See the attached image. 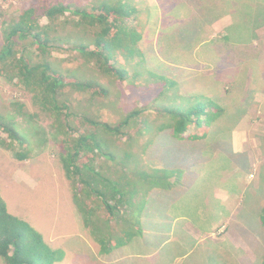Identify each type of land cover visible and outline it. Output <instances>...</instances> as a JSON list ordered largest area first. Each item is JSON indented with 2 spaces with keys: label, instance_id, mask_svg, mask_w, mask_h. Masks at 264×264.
I'll list each match as a JSON object with an SVG mask.
<instances>
[{
  "label": "rangeland",
  "instance_id": "rangeland-1",
  "mask_svg": "<svg viewBox=\"0 0 264 264\" xmlns=\"http://www.w3.org/2000/svg\"><path fill=\"white\" fill-rule=\"evenodd\" d=\"M59 1L72 4L73 9L92 11L91 8L97 9L106 0ZM109 1L116 3L118 0ZM122 1L137 4L141 10L137 17L146 23L136 25L135 15L127 19L129 27L136 25L141 29L142 60L136 57L129 63L121 54L117 56V62L128 67L131 75L123 85L111 76L92 72L89 67L82 72V61L69 49L71 45L62 44L61 49L53 51V57L63 62L62 70L72 72L74 76L97 78L98 81V76L104 77L99 83L108 89L109 96L101 98L97 95L91 99L88 93L75 92V112L114 124L130 112L149 108L138 123L130 122L125 135L113 138V149L120 159L126 153L143 155L147 144L151 143L142 156L143 162L168 169H184L186 181L184 176L177 175L172 180L179 178L181 184L173 189L148 190L150 182L144 180L145 191L140 197L144 201L140 216L144 235L109 255H101L72 201V190L68 188L58 161L57 148L48 142V138L52 142L55 136V131L50 128L52 120L44 114L32 119L13 112L16 102L25 104L28 112L37 110L17 81L10 82L0 76V111L13 114L11 116L16 117L20 125L30 128L36 140H32L34 151L26 161H18L13 153L0 148V189L9 212L28 221L54 250L62 251L63 260L54 264H259L264 246L260 242L263 233L258 211L263 199L255 197V189L264 185V112L255 107L257 96L250 100L241 122L240 119L237 123L232 122L223 116L215 123L209 139L200 143L179 142L169 135V131L136 135L138 130L142 131L145 118L163 119L157 114V107L163 105L191 107L195 101L208 98L226 107V97L221 104L211 94L215 81L207 79L212 73L203 58L211 54L206 48L211 44L226 43L222 49H227L229 39L223 37L225 29L228 26L237 29L240 19L249 30L246 36L254 32L258 39L264 28V16L261 15L264 0ZM26 3L27 0H0V28L4 22L19 16ZM45 22L42 19L41 23ZM261 34L263 56L264 32ZM236 37L230 34V39ZM3 40L1 36L0 44ZM230 53L222 51L221 66L233 63L227 59ZM158 77L176 80L177 88H161L163 85ZM217 90L221 92L219 86ZM162 91V98L155 100ZM191 94L194 96L190 97ZM150 127L154 130L155 124L150 123ZM195 149L198 151L192 154ZM210 156L213 158L209 159ZM99 162L104 172L106 166H110L107 170L111 178L127 171L122 164L114 167L111 160L104 157ZM200 209H205L207 214H202ZM201 219L206 229L218 227V230H211L209 234L192 223ZM184 229L189 235L196 236L195 241L184 240L183 243L180 240ZM219 230L223 232L219 234ZM0 264H4L1 257Z\"/></svg>",
  "mask_w": 264,
  "mask_h": 264
},
{
  "label": "trees",
  "instance_id": "trees-1",
  "mask_svg": "<svg viewBox=\"0 0 264 264\" xmlns=\"http://www.w3.org/2000/svg\"><path fill=\"white\" fill-rule=\"evenodd\" d=\"M131 2L118 0L111 3L106 0L97 9L95 7L89 11L73 9L72 4L59 0H27L19 16L4 22L0 28V38H4L0 44V76L10 82L17 81L37 110L28 112L25 104L16 102L12 111L20 117L33 119L44 114L52 120L50 128L55 131V136L52 142L48 138V142L57 148L58 161L68 188L72 190V201L92 240L98 244L101 255H109L144 235L140 220L144 204L140 197L146 186L143 185L144 180L150 182L148 190H170L181 184L179 178L172 180L175 176L182 175L185 181L187 179L184 169L180 171L164 168L163 165L145 164L142 156L151 143L147 144L143 155L126 153L121 159L113 149V138L125 135L130 122L138 123L149 108L130 112L122 121L114 124L73 110L75 92L88 93L91 99L97 95L106 98L109 91L99 83L104 75L113 77L121 85L131 76L128 67L117 62L118 55L121 54L129 63L136 57L142 60L139 43L143 35L136 25L146 23L137 17L141 10ZM133 15L138 20L136 25L129 27L127 19ZM261 15L264 16V13ZM42 19L46 20L45 24L41 23ZM243 25L240 19L237 29L229 26L223 37L229 42L250 43L255 39L254 32L247 37L249 30ZM230 34L237 36L236 39H230ZM62 44L71 45L69 49L82 61V72L89 67L92 72L103 75L98 76L99 81L97 78L77 77L72 72L62 70L63 62L53 57V51L61 49ZM257 71L255 69L254 77H257ZM158 80L164 89L168 86L174 90L178 86L176 80L165 77H158ZM162 93L155 100L161 99ZM193 96L191 94L190 97ZM224 97L227 102V94ZM203 99L201 102L195 101L191 107L182 108L176 104L157 107L158 117L163 119L154 121L145 118L144 127L142 131L138 130L136 136L169 131V135L179 142L200 143L209 139L215 123L223 116L237 123L246 115L249 102L247 100L233 110L228 104L224 107L212 99ZM11 115L0 111V148L13 153L18 161H26L34 151L32 140H36L30 128L20 125ZM152 122L155 124L154 130L150 127ZM197 151L195 149L192 154ZM102 157L111 160L114 167L122 164L127 171L109 177L107 169L110 166H106V172L103 171L99 162ZM255 193V197L263 199L258 218L263 233L260 242L264 246V185L256 188ZM251 199L255 201L254 197ZM262 255L259 264H264V251ZM0 257L4 259V264H54L63 260L62 251L54 250L41 232L28 221L9 212L1 189Z\"/></svg>",
  "mask_w": 264,
  "mask_h": 264
},
{
  "label": "crops",
  "instance_id": "crops-1",
  "mask_svg": "<svg viewBox=\"0 0 264 264\" xmlns=\"http://www.w3.org/2000/svg\"><path fill=\"white\" fill-rule=\"evenodd\" d=\"M262 31L264 32V28L260 30L259 38L253 39L248 44H243V43L239 44V43H234V41H232V42H229V45L227 46V49L225 50L222 49V47L226 46V43H222L220 45L211 44L207 46L206 48V50L210 51L211 54L203 58H204L205 64L211 67L209 71L212 73V77L207 76V79L210 78L212 81L213 80L215 81V83H213L214 90L211 91V94L214 97H218V100H221V103H223L222 101L224 100L223 99L224 95L227 94V97H228L227 104L232 109L237 108V106H239L240 104L244 103L247 100H249V102L247 103L249 107L251 103L250 100L252 99V97L257 96V103L255 104V107L259 109V112L261 111L264 112L263 110L264 60H262V57H264V55L262 56L261 50H260V46L263 40L262 34H261ZM218 47L220 48V50H218ZM247 49L251 51L238 52L239 50H247ZM222 51L231 52L227 59L233 61L232 64L226 65L225 67L221 66L223 63ZM250 53H252L251 56L248 55ZM255 69L258 70L257 80H254L255 77L253 76ZM213 72L215 74H213ZM243 81H245V83H243ZM218 86L221 88V92L217 90ZM220 97L221 99H219ZM245 116H243L239 120V122H241ZM211 174H214V172H212ZM216 199H219V198L216 196ZM199 211L202 214H207L205 212V209H200ZM183 219H185V217H183ZM192 223L199 225L200 229L203 232H207L209 234L211 230H213L214 232L216 229L218 230V227L206 229L204 227V222L202 219L194 221ZM182 232H183V236L180 237V240L183 243H184V240L185 241L186 240L195 241L196 236L194 234L189 235L186 229L182 230Z\"/></svg>",
  "mask_w": 264,
  "mask_h": 264
},
{
  "label": "bare ground",
  "instance_id": "bare-ground-1",
  "mask_svg": "<svg viewBox=\"0 0 264 264\" xmlns=\"http://www.w3.org/2000/svg\"><path fill=\"white\" fill-rule=\"evenodd\" d=\"M223 231L219 230V234H221Z\"/></svg>",
  "mask_w": 264,
  "mask_h": 264
}]
</instances>
